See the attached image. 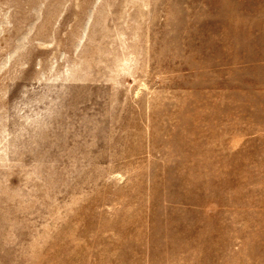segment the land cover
I'll list each match as a JSON object with an SVG mask.
<instances>
[{
    "label": "rangeland",
    "instance_id": "obj_1",
    "mask_svg": "<svg viewBox=\"0 0 264 264\" xmlns=\"http://www.w3.org/2000/svg\"><path fill=\"white\" fill-rule=\"evenodd\" d=\"M0 264H264V0H0Z\"/></svg>",
    "mask_w": 264,
    "mask_h": 264
}]
</instances>
